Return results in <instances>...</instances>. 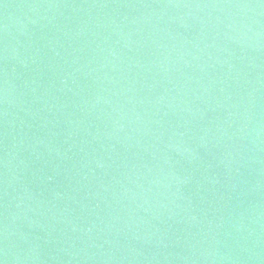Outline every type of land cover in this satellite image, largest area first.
<instances>
[{
	"label": "water",
	"instance_id": "95a60500",
	"mask_svg": "<svg viewBox=\"0 0 264 264\" xmlns=\"http://www.w3.org/2000/svg\"><path fill=\"white\" fill-rule=\"evenodd\" d=\"M3 264H264V0H0Z\"/></svg>",
	"mask_w": 264,
	"mask_h": 264
},
{
	"label": "snow or ice",
	"instance_id": "6c2138e0",
	"mask_svg": "<svg viewBox=\"0 0 264 264\" xmlns=\"http://www.w3.org/2000/svg\"><path fill=\"white\" fill-rule=\"evenodd\" d=\"M0 264H3V262H2V261H0Z\"/></svg>",
	"mask_w": 264,
	"mask_h": 264
}]
</instances>
